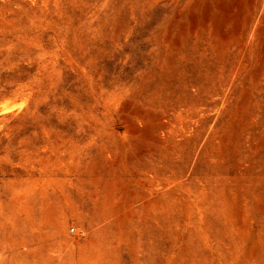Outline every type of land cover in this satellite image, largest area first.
<instances>
[{"label": "rangeland", "instance_id": "rangeland-1", "mask_svg": "<svg viewBox=\"0 0 264 264\" xmlns=\"http://www.w3.org/2000/svg\"><path fill=\"white\" fill-rule=\"evenodd\" d=\"M0 264H264V0H0Z\"/></svg>", "mask_w": 264, "mask_h": 264}]
</instances>
